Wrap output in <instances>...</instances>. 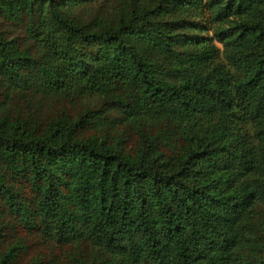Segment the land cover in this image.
Masks as SVG:
<instances>
[{
  "label": "trees",
  "instance_id": "16d2710c",
  "mask_svg": "<svg viewBox=\"0 0 264 264\" xmlns=\"http://www.w3.org/2000/svg\"><path fill=\"white\" fill-rule=\"evenodd\" d=\"M28 235L264 264V0H0V264Z\"/></svg>",
  "mask_w": 264,
  "mask_h": 264
},
{
  "label": "rangeland",
  "instance_id": "374dc122",
  "mask_svg": "<svg viewBox=\"0 0 264 264\" xmlns=\"http://www.w3.org/2000/svg\"><path fill=\"white\" fill-rule=\"evenodd\" d=\"M221 47L220 42H216ZM48 108H51V102L44 104L41 114ZM132 142V141H130ZM21 235V233L19 232ZM26 242L31 241V245L27 248V251L17 259L16 264H24L28 262L31 257L47 259L50 254L54 255L53 261L48 264H66L68 262L67 249L65 246L53 247L49 241H35V237L26 236Z\"/></svg>",
  "mask_w": 264,
  "mask_h": 264
}]
</instances>
